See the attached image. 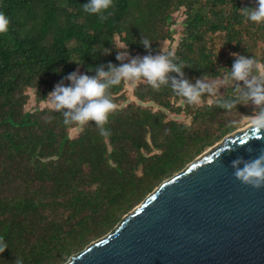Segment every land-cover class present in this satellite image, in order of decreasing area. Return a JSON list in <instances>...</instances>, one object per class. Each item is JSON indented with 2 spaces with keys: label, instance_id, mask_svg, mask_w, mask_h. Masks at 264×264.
Masks as SVG:
<instances>
[{
  "label": "trees",
  "instance_id": "16d2710c",
  "mask_svg": "<svg viewBox=\"0 0 264 264\" xmlns=\"http://www.w3.org/2000/svg\"><path fill=\"white\" fill-rule=\"evenodd\" d=\"M85 2L0 0L10 18L0 35V237L9 247L0 264L17 256L24 264H60L64 253L103 236L165 179L233 132L231 117L244 110L238 105L226 113L206 98L190 105L146 81L130 84L136 100L128 101L122 82L108 90L115 104L105 125L110 135L88 122L71 136L74 127L59 113L25 110L30 90L41 103L68 73L80 68L93 75L88 68L119 64L117 39L129 43L131 56L163 50L174 41V14L182 9L174 52L193 83L214 75L218 65L231 67L234 52L264 60V23L247 21L240 10L252 1L113 0L103 22L83 11ZM169 111L190 122L168 118Z\"/></svg>",
  "mask_w": 264,
  "mask_h": 264
},
{
  "label": "water",
  "instance_id": "95a60500",
  "mask_svg": "<svg viewBox=\"0 0 264 264\" xmlns=\"http://www.w3.org/2000/svg\"><path fill=\"white\" fill-rule=\"evenodd\" d=\"M261 149L264 131L225 136L77 253L76 264H264V188L242 184L231 168Z\"/></svg>",
  "mask_w": 264,
  "mask_h": 264
},
{
  "label": "clouds",
  "instance_id": "9594fccd",
  "mask_svg": "<svg viewBox=\"0 0 264 264\" xmlns=\"http://www.w3.org/2000/svg\"><path fill=\"white\" fill-rule=\"evenodd\" d=\"M81 6L85 13L95 15L103 22L111 15L113 0H86ZM240 10L247 21L264 23V0H255L254 6ZM9 26L10 18L0 10V35L7 33ZM140 43L150 49L151 41L147 37L142 36ZM115 52L119 64L109 62L107 68L103 65L88 68L93 75L74 70L48 92L45 98L49 108L62 116L66 127L80 130L86 123L94 122L101 136H109L110 130L105 125L115 104L108 90L122 82L134 85L146 81L156 90L161 87L171 89L190 105H199L206 98L208 105H215L226 113L236 111L238 105H251V113L247 115L249 128L254 134L264 131V60L234 52L231 53L234 57L231 67L218 65L214 75L204 74L193 83L186 78L184 62L172 49L131 56L129 43L125 42ZM70 62L78 67L82 65ZM231 168L242 184L264 188V149L250 159H233ZM6 249H9L8 244L0 237V253ZM76 256L75 251H67L60 257V264H76ZM12 264H24V261L17 256Z\"/></svg>",
  "mask_w": 264,
  "mask_h": 264
},
{
  "label": "rangeland",
  "instance_id": "374dc122",
  "mask_svg": "<svg viewBox=\"0 0 264 264\" xmlns=\"http://www.w3.org/2000/svg\"><path fill=\"white\" fill-rule=\"evenodd\" d=\"M244 2L245 1H252V2H254L255 3V0H243ZM174 16H175V19H176V22H175V24H174V26H173V28L175 29V31H176V34L174 35V41H165L164 42V44H163V50H165V49H172V50H174L176 47H177V45H178V42H179V40L181 39V37H182V34H181V32H182V28H183V22H184V19H185V15H184V13H183V9L182 10H180V11H178V12H176L175 14H174ZM122 43H120L119 41H118V39H117V45H118V47L121 45ZM135 56H140L139 54H136ZM78 71H80V72H83L80 68H78L77 69ZM133 88H134V86L133 85H130L129 83H127V85H126V87H125V93H126V95H127V97H128V101H135L136 100V98L134 97V94H133ZM127 104V102H125V103H122V106H125ZM144 106H153L155 109L157 108V107H155L153 104H151V103H145V104H143ZM251 105H247V106H244V110H243V112L242 113H240L239 115H236L235 117H231L232 119H233V122L237 125L236 126V128H235V130L233 131V132H231L230 134H232V133H234V132H237V131H240V130H243V129H245V128H247V127H249V125H248V117H247V115L248 114H250L251 113ZM43 108H49V106H48V104H47V100L46 101H43V102H41V103H37V101H36V97H35V93H34V91H32V90H30L29 91V101H28V103H27V105H26V107H25V110L26 111H29V112H34V111H36L37 109H43ZM167 115H168V118H170V119H172V120H176V121H182V122H186V123H189L190 122V120H189V118L187 117V116H185V114H176V113H174V112H168L167 113ZM81 130V129H80ZM80 130H77L76 128H73L71 131H70V134H71V136H76V135H78V133L80 132ZM230 134H228V135H230ZM227 136V135H226ZM221 141H222V139L221 140H219L218 142H216L213 146H211V147H209V148H207L203 153H205L208 149H211V148H214V147H216L217 145H219L220 143H221ZM202 153V154H203ZM200 156V155H199ZM199 156L198 157H196L193 161H195L196 159H198L199 158ZM192 161V162H193ZM192 162H190V163H188L184 168H182L181 170H179L178 172H176L174 175H176L177 173H179L180 171H182V170H184L189 164H191ZM173 175V176H174ZM172 176V177H173ZM169 178H171V177H169ZM169 178H167V179H165L164 181H166V180H168ZM163 181V182H164ZM157 189V188H156ZM153 192V191H152ZM151 192V193H152ZM150 193V194H151ZM149 196V195H148ZM147 196V197H148ZM146 197V198H147ZM144 201V200H143ZM142 201V202H143ZM142 202H140L139 204H137L135 207H133L124 217H123V219L128 215V214H130L135 208H137L140 204H142ZM120 223V222H119ZM118 223V224H119ZM118 224L116 225V226H114L112 229H110L109 231H107L103 236H101V237H98V238H95V239H93L92 241H90L89 243H87L86 245H85V247L84 248H82V249H80L77 253H79V252H81V251H83L88 245H90L91 243H93L94 241H96V240H98V239H100V238H102V237H104V236H106L107 234H109L113 229H115L117 226H118Z\"/></svg>",
  "mask_w": 264,
  "mask_h": 264
}]
</instances>
